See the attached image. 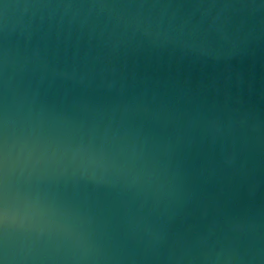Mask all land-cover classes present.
Segmentation results:
<instances>
[{"label": "water", "instance_id": "obj_1", "mask_svg": "<svg viewBox=\"0 0 264 264\" xmlns=\"http://www.w3.org/2000/svg\"><path fill=\"white\" fill-rule=\"evenodd\" d=\"M0 264H264V0H0Z\"/></svg>", "mask_w": 264, "mask_h": 264}]
</instances>
